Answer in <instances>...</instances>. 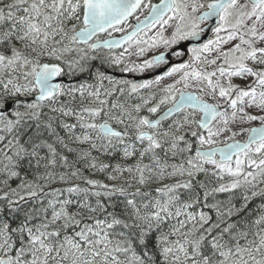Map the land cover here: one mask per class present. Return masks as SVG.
Segmentation results:
<instances>
[{
  "label": "trees",
  "instance_id": "1",
  "mask_svg": "<svg viewBox=\"0 0 264 264\" xmlns=\"http://www.w3.org/2000/svg\"><path fill=\"white\" fill-rule=\"evenodd\" d=\"M78 1L58 14L49 40L53 52L28 34L22 17L9 18V32L0 42L8 57L57 61L66 74L80 77L63 84L41 115L16 114L11 125L0 121V185L7 198L0 207V256L31 261L29 255L41 251L46 264H65L69 258L37 251L36 244L68 234L88 243L93 264H174L178 246L196 264H244V248L258 257L264 252V165L232 185L214 172L187 171L198 146L193 132L198 112L189 109L164 122L181 119L170 129L174 141L141 137L133 112L119 102L128 103L133 95H108L99 81L109 76L104 68L117 65L97 51H76L84 47L74 37L82 25ZM3 75L0 103L19 96L14 81ZM100 98L106 100L99 103ZM102 119L125 134L105 135L98 128ZM178 164L176 179L162 185L167 179L160 172ZM169 185L174 196L161 190ZM16 188L21 191L11 195Z\"/></svg>",
  "mask_w": 264,
  "mask_h": 264
},
{
  "label": "rangeland",
  "instance_id": "2",
  "mask_svg": "<svg viewBox=\"0 0 264 264\" xmlns=\"http://www.w3.org/2000/svg\"><path fill=\"white\" fill-rule=\"evenodd\" d=\"M78 3V0H0V28L3 26V29L0 30L2 31L0 39L9 32L8 21L14 17H22L25 21L22 26L26 28L28 34L34 33L35 37L53 52L49 40L54 36L59 12L64 7L70 9ZM150 3L151 1L145 2L136 12L134 18L145 14ZM208 4L209 0H175L174 10L165 18L151 26L147 32L139 35L122 51L110 53L109 57L116 65H124V68H131V71H143L147 66V58L153 53L175 45L176 42L187 38L201 28L203 22L197 20V15ZM129 23L116 29L122 31L128 27ZM91 50L90 45L76 47V51L80 54L92 52ZM191 54H193L192 62H185L165 78L153 80L145 85L143 91L108 73L106 74L109 76L106 78L101 75L99 81L107 85L108 95L116 91L119 98L122 96L121 92L131 95V93L137 92L143 94L146 91L147 100H141L142 102L139 100L134 103L131 101L126 103V100L122 101L121 98L119 100L123 108L127 109L129 113L133 112V122L138 131H143L145 121L144 116L139 115L136 111V106L142 104L143 107H147V113H150L156 108L165 106L171 98L178 95L181 89H191L196 90L202 98L225 106L222 114L206 131L200 132L197 124L193 127V132L198 133L196 137L198 146H211L232 139H245L253 125L264 122V0L259 5H250L247 0H234L221 13L220 22L213 31V38L205 44L195 47ZM37 65L33 58L23 55L8 57L6 51L0 50V80H2L1 75L4 74V80L14 81V86L19 93L14 110L1 118L0 121L3 120L5 124L11 125L13 115L30 113L39 116L46 107L51 105L47 101L28 100V97L34 95L38 90L34 82ZM4 84L6 83L4 82ZM117 87L119 89H116ZM104 100L106 99L100 98L98 102ZM189 112L192 115L197 113L191 109ZM199 115L200 113H198V117ZM180 120L173 119L156 128L154 136L151 137L153 143H157L158 139L165 141H167L166 138L172 139L174 135L170 133V129H173ZM174 138H177V135ZM197 155L190 160L191 164L188 165L187 171L195 172L201 169L207 173L214 172L217 179L227 180L230 182L229 185H232V180L238 177H249L252 173L251 170L264 165V140L253 144L231 162L204 158L203 161H200L202 157ZM186 162L187 160L182 164ZM174 165L176 166V163ZM181 166L178 164L177 168L172 169L173 171H163V173L161 171L162 177L167 179L162 182V185L176 179L175 172H181ZM2 187L4 185H0V207L7 201V198L3 196L6 190H2ZM161 190L165 193L164 196H174L172 194L174 187L171 185L163 187ZM20 191L19 188H16L11 189L10 192L15 196ZM180 233L183 236L184 231H180ZM36 247L37 251L42 248H46L45 251L51 250L54 257L69 258L70 261L68 259L65 264H93V260L87 253L88 243H80L79 240L73 239L68 234L58 240L48 239L47 243L40 241ZM178 247L181 250L178 249L175 252L176 255L172 258L176 261L174 264L197 263L192 261L189 256L183 255V246ZM29 256L31 261L12 258V264L47 263L48 258L44 257L41 251ZM242 259L244 264H264V252H260L257 257V252L252 248H244Z\"/></svg>",
  "mask_w": 264,
  "mask_h": 264
},
{
  "label": "water",
  "instance_id": "3",
  "mask_svg": "<svg viewBox=\"0 0 264 264\" xmlns=\"http://www.w3.org/2000/svg\"><path fill=\"white\" fill-rule=\"evenodd\" d=\"M145 0H83V25L74 32L76 41L80 44L92 42V49L104 48L107 50L123 47L127 41L137 35L140 31L148 28L156 21L165 18L174 8L175 0H156L149 10L140 19L134 21V25L125 33L114 34L104 38L95 39L99 34L123 24L131 18L141 7ZM233 0H212L209 5L197 15L198 21L206 23L200 31L195 32L187 38L177 42L170 49L155 54V62H163L171 58L176 50L184 51L179 59H170L164 65L150 70L146 73L129 74L134 82L141 85L143 80L153 78L156 75L164 74L173 63L191 60L189 47L200 46L209 41L213 36L215 26L220 22L221 12ZM263 0H247L250 5H259ZM105 71L113 76H122L123 73L116 69L107 68ZM79 77H72L64 72V67L57 61H43L35 69L34 82L37 92L30 98L33 100L46 101L53 99L61 90L62 84H70L79 80ZM15 100L5 101L0 105V118L13 111ZM185 109L196 110L200 113L197 118V126L200 132L206 131L222 114L223 106L217 105L205 98H202L196 90L181 89L175 100L166 106L157 115L146 116L145 121L149 126H157L171 119ZM98 128L108 136H122L124 131L115 126L112 122L102 119ZM141 137H152L149 130L141 131ZM264 140V122L253 125L248 131L245 139H232L225 143L211 146H197L196 153L206 160L219 159L223 162H231L236 156L244 153L253 144ZM12 257L3 254L0 257V264H12Z\"/></svg>",
  "mask_w": 264,
  "mask_h": 264
},
{
  "label": "flooded vegetation",
  "instance_id": "4",
  "mask_svg": "<svg viewBox=\"0 0 264 264\" xmlns=\"http://www.w3.org/2000/svg\"><path fill=\"white\" fill-rule=\"evenodd\" d=\"M147 1H151V3L150 4H152L154 1H156V0H145V2H147ZM210 1H212V0H210ZM209 1V2H210ZM144 2V3H145ZM234 2V0L229 4V5H231L232 3ZM143 3V4H144ZM209 5V4H208ZM207 5V6H208ZM151 6V5H150ZM206 6V7H207ZM228 6V5H227ZM226 6V7H227ZM225 7V8H226ZM150 8V7H149ZM225 8L223 9V11L225 10ZM149 10V9H148ZM147 10V11H148ZM222 11V12H223ZM221 12V13H222ZM147 13V12H146ZM145 13V14H146ZM136 14V13H135ZM134 14V15H135ZM145 14H143V15H145ZM134 15L131 17V18H129V19H127L123 24H121V25H119V26H116V27H114V28H112V29H110V30H108L106 33H104V34H99V35H97L96 37H95V39H98V38H104V37H106V36H110V35H114V34H122V33H125V32H127L133 25H134V21L136 20V19H140L141 17H137V18H134ZM221 18V17H220ZM130 22V23H129ZM159 21H156L154 24H152L151 26H153V25H155V24H157ZM203 22V24H202V26H201V28L204 26V24L206 23L205 21H202ZM127 23H129V25H128V27L126 28V29H124V30H118V29H116V28H120V27H122L123 25H125V24H127ZM219 24V23H218ZM217 24V25H218ZM83 25V24H82ZM81 25V26H82ZM216 25V26H217ZM151 26H149L148 28H145L144 30H142V31H140L137 35H135L133 38H131V39H129L128 41H127V43L123 46V47H121V48H116V49H110V50H107V49H104V48H99V49H92V42H89V43H87V44H83V45H90L91 46V49L92 50H94V51H97V52H99V53H102V56H109V54L110 53H117V52H120V51H122V49H124L125 47H126V45H128L129 43H131V42H133L134 40H136V38L139 36V35H141V34H143V33H145V32H147V30L151 27ZM215 26V27H216ZM201 28L199 29V30H197L196 32H198V31H200L201 30ZM3 29V26L0 28V30H2ZM112 30H114L113 32H111ZM214 31V30H213ZM2 33V31H0V35H2L1 34ZM195 33V32H194ZM212 38H213V36H212ZM2 40H4V37H3V39H2V37H1V41L0 42H2ZM176 44H177V42H176ZM175 44V45H176ZM175 45H172V46H169V47H166V48H164L163 50H159V51H157V53H159V52H162V51H164V50H167V49H170V48H173ZM195 47H199V46H193V47H189V53L191 54V52L195 49ZM3 51V50H2ZM157 53H153L149 58H147V66L145 67V69L143 70V71H131V68H124V65L123 66H121V65H117V69L116 70H119L120 72H122L123 73V75L122 76H113L114 78H118V79H120V80H122V81H125L124 83H128V84H131V85H133L134 87H136L137 89H141L142 91L144 90V87H145V85H148V83H150V82H152L153 80H156V79H159V78H165V77H167L170 73H172V72H174L176 69H179L185 62H187V63H190V62H192L193 61V54H191V56H192V59L191 60H185V61H182V62H177V63H173L170 67H169V69H168V71L166 72V73H164V74H159V75H156V76H154L153 78H150V79H145V80H143V83L141 84V85H139V84H137V83H135L134 82V80H133V78H131V77H129V74H133V73H138V74H142V73H146V72H148V71H150V70H153V69H155V68H158V67H160V66H162V65H164L165 63H167V61H169L171 58L172 59H179V58H181L183 55H184V51H182V50H176L175 51V53L171 56V58H169L168 60H165V61H163V62H155L154 61V56H155V54H157ZM111 58V57H110ZM105 69H107V68H104V72L105 73H107L106 71H105ZM111 69H114V68H111ZM65 72V71H64ZM66 73V72H65ZM178 73V72H177ZM145 93H146V91H144ZM145 93H143V94H140V93H131V95H133V97H132V101H131V103H134V102H137V101H139V100H147V96H145V95H147V94H145ZM130 95V94H129ZM31 97V96H30ZM30 97H28V100H33V99H31ZM177 97V95L175 96V97H173L172 99H171V101H168V103L165 105V106H162V107H160V108H156L154 111H152V112H148L147 113V107L145 106V107H143L142 105H140V106H136L137 107V112H138V114L139 115H143L144 116V121H145V117L146 116H155V115H157L160 111H162L166 106H168L169 104H171L174 100H175V98ZM15 100V106H16V103H17V99H14ZM167 100V99H166ZM135 108V107H134ZM6 116V115H5ZM4 117V116H3ZM3 117H1V118H3ZM163 124V123H162ZM162 124H160V125H157V126H154V127H152V126H149L148 124H147V122L145 121V126L143 127V130H149V131H151L153 134H154V130H156V128H158V127H160ZM154 136V135H153ZM148 138H150V137H148Z\"/></svg>",
  "mask_w": 264,
  "mask_h": 264
},
{
  "label": "bare ground",
  "instance_id": "5",
  "mask_svg": "<svg viewBox=\"0 0 264 264\" xmlns=\"http://www.w3.org/2000/svg\"><path fill=\"white\" fill-rule=\"evenodd\" d=\"M77 77H79V76H77ZM79 78H80V77H79ZM57 95H58V94H57ZM57 95H56V96H57ZM56 96H55V97H56ZM55 97H54V98H55ZM14 106H15V105H14ZM13 110H14V109H13ZM21 112H23V111H21ZM21 114L24 115V114H30V113H21ZM21 114H20V115H21ZM124 134H125V132H124ZM10 232H11V231H10Z\"/></svg>",
  "mask_w": 264,
  "mask_h": 264
}]
</instances>
